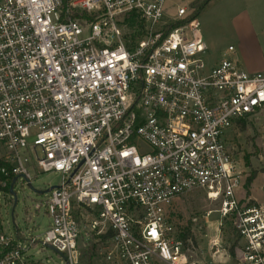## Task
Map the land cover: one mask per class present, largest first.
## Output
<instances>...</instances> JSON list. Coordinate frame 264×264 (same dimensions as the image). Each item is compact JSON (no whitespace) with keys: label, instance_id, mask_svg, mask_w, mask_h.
<instances>
[{"label":"built area","instance_id":"built-area-1","mask_svg":"<svg viewBox=\"0 0 264 264\" xmlns=\"http://www.w3.org/2000/svg\"><path fill=\"white\" fill-rule=\"evenodd\" d=\"M170 2L0 0V264H33L38 245L89 264L93 244L106 264H198L170 216L198 190L238 215L243 262L264 264V208L240 209L230 144L264 110V68L246 71L232 45L208 65L195 10ZM30 166L60 180L35 205L48 227L23 237L1 201L31 185Z\"/></svg>","mask_w":264,"mask_h":264},{"label":"rangeland","instance_id":"rangeland-1","mask_svg":"<svg viewBox=\"0 0 264 264\" xmlns=\"http://www.w3.org/2000/svg\"><path fill=\"white\" fill-rule=\"evenodd\" d=\"M168 7L190 6L195 0H171ZM79 14V12H77ZM204 40L208 46L205 59L208 65L219 61L230 45L235 57L248 72L264 68V0H208L197 15ZM252 68L254 70H250ZM230 144L235 159L244 171L243 186L238 191L240 209L249 206L264 208V110L245 118V128L234 124ZM31 185L20 178L14 195L2 199V216L6 231L14 234L18 229L23 237L41 236L50 223L44 208L36 210L42 192L59 183L57 172H42L30 166ZM255 179L246 187L247 179ZM220 200H211L206 191L198 190L177 197L171 207L174 235L182 240L190 262L198 264H247L243 262L245 240L236 230L238 215L222 216ZM208 211H213L207 216ZM187 232L190 235L187 238ZM186 239H183V236ZM218 245L211 248V241ZM235 246V256L230 249ZM94 250L86 253L89 264H106ZM33 264H66L64 255L52 248L32 249ZM221 257V258H220ZM242 259V260H241Z\"/></svg>","mask_w":264,"mask_h":264},{"label":"trees","instance_id":"trees-1","mask_svg":"<svg viewBox=\"0 0 264 264\" xmlns=\"http://www.w3.org/2000/svg\"><path fill=\"white\" fill-rule=\"evenodd\" d=\"M208 0H195V1H193L192 2V6H193V8H194V14L195 15H198L199 14V12H200V10L204 7V5L206 4V2H207ZM132 22V24H133V20L131 21ZM238 124H239V126H241V128H245V118H242V119H239L238 120V122H237ZM255 179V177L254 176H250L248 179H247V182H246V187L248 188L249 186H250V184L253 182V180ZM253 204H255V203H253V202H250L249 203V206L250 205H253ZM190 235V233L189 232H187V238H188V236ZM186 236L184 235L182 238L183 239H186ZM235 246L236 245H234V246H232L231 247V249H230V255L233 257V256H235ZM92 250H94V247H90V252L92 251ZM93 252V251H92ZM89 263H91V261H89Z\"/></svg>","mask_w":264,"mask_h":264},{"label":"water","instance_id":"water-1","mask_svg":"<svg viewBox=\"0 0 264 264\" xmlns=\"http://www.w3.org/2000/svg\"><path fill=\"white\" fill-rule=\"evenodd\" d=\"M10 191H11V193L14 195V197H15V203H16V194L13 192L12 187H11Z\"/></svg>","mask_w":264,"mask_h":264},{"label":"crops","instance_id":"crops-1","mask_svg":"<svg viewBox=\"0 0 264 264\" xmlns=\"http://www.w3.org/2000/svg\"><path fill=\"white\" fill-rule=\"evenodd\" d=\"M248 69H250V68H248ZM250 70H254V69L251 68ZM261 70H262V69H261ZM254 71H259V70H254ZM220 258H221V257H220ZM241 260H242V259H241Z\"/></svg>","mask_w":264,"mask_h":264}]
</instances>
